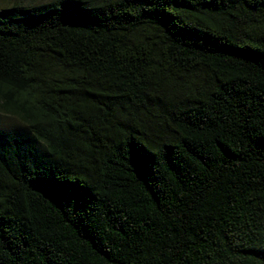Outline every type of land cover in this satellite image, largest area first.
<instances>
[{
  "label": "trees",
  "instance_id": "obj_1",
  "mask_svg": "<svg viewBox=\"0 0 264 264\" xmlns=\"http://www.w3.org/2000/svg\"><path fill=\"white\" fill-rule=\"evenodd\" d=\"M0 264H264V0L0 12Z\"/></svg>",
  "mask_w": 264,
  "mask_h": 264
},
{
  "label": "rangeland",
  "instance_id": "obj_2",
  "mask_svg": "<svg viewBox=\"0 0 264 264\" xmlns=\"http://www.w3.org/2000/svg\"><path fill=\"white\" fill-rule=\"evenodd\" d=\"M52 1L54 0H0V12L15 6L30 7L50 3ZM20 127L21 125L17 120L0 113V131L15 128L19 129Z\"/></svg>",
  "mask_w": 264,
  "mask_h": 264
}]
</instances>
